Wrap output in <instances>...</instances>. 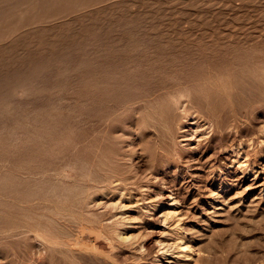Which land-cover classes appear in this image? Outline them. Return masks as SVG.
Returning <instances> with one entry per match:
<instances>
[{"label": "rangeland", "instance_id": "374dc122", "mask_svg": "<svg viewBox=\"0 0 264 264\" xmlns=\"http://www.w3.org/2000/svg\"><path fill=\"white\" fill-rule=\"evenodd\" d=\"M0 20V264H264V0H0Z\"/></svg>", "mask_w": 264, "mask_h": 264}, {"label": "bare ground", "instance_id": "6f19581e", "mask_svg": "<svg viewBox=\"0 0 264 264\" xmlns=\"http://www.w3.org/2000/svg\"><path fill=\"white\" fill-rule=\"evenodd\" d=\"M27 1H28V0H27ZM46 1H47V0H46ZM56 1H57V0H56ZM28 3H29V2H28ZM36 3H37V2H36ZM38 3H39V2H38ZM20 4H21V3H20ZM24 6H25V5H24ZM21 7H23V6H21ZM29 10H30V9H29ZM31 10H32V9H31ZM51 15H52V14H51ZM12 17H13V16H12ZM57 17H58V16H57ZM6 18H7V17H6ZM20 19H21V18H20ZM50 19H51V18H50ZM0 21H1V20H0ZM23 28H24V27H23ZM260 60H261V59H260ZM252 61H253V60H252ZM65 64H66V63H65ZM101 64H102V63H101ZM261 64H262V63H261ZM96 65H97V64H96ZM247 65H248V64H247ZM117 66H118V65H117ZM84 67H85V66H84ZM239 68H240V67H239ZM25 69H26V68H25ZM118 69H119V68H118ZM83 70H84V69H83ZM102 70H104V69H102ZM246 70H247V69H246ZM87 71L89 72L90 70H87ZM105 71H107V70H105ZM113 71H114V70H113ZM113 71H112V72H113ZM238 71H239V70H238ZM99 72H100V71H99ZM83 73H84V72H83ZM106 73H108V72H106ZM95 74H96V73H95ZM104 74H105V73H104ZM104 74H103V75H104ZM111 74H112V73H111ZM113 74H114V73H113ZM81 75H82V74H81ZM83 75H85V74H83ZM103 75H102V76H103ZM116 75H117V74H116ZM96 76H97V75H96ZM102 76H100V77H102ZM104 76H105V75H104ZM108 76H109V75H108ZM108 76H107V78H108ZM1 77H2V76H1ZM111 77H113V76H111ZM111 77H109V79H110ZM217 77H218V76H217ZM71 78H72V77H71ZM85 78H86V77H85ZM81 79H82V78H81ZM100 79H101V78H100ZM71 80H72V79H71ZM104 80H105V79H104ZM104 80H103V82H104ZM213 80H214V79H213ZM81 81H83V80H81ZM100 81H101V80H100ZM107 81H108V80H107ZM84 82H85V81H84ZM105 82H106V81H105ZM105 82H104V83H105ZM110 82H111V81H109L108 83H110ZM187 82H188V81H187ZM89 83H90V82H89ZM112 84H113V83H112ZM248 84H249V83H248ZM106 85H107V84H106ZM108 85H110V84H108ZM177 87H178V86H177ZM180 87H181V86H180ZM90 88H91V87H90ZM90 88H89V89H90ZM141 88H142V87H141ZM99 89H100V88H99ZM165 89H166V88H165ZM167 89H168V88H167ZM172 89H173V88H172ZM172 89H171V90H172ZM225 89H226V88H225ZM110 90H111V89H110ZM143 91H144V90H143ZM146 91H147V90H146ZM162 91H163V90H162ZM166 91H168V90H166ZM201 91H202V89H201ZM141 92H142V91H141ZM147 93H148V92H147ZM168 93H169V92H168ZM201 93H202V92H201ZM157 94H158V93H157ZM132 95H133V94H132ZM139 95H140V94H139ZM151 95H152V94H151ZM151 95H150V97H151ZM155 95H156V92H155ZM196 95H197V94H196ZM201 96H202V95H200V97H201ZM231 96H232V95H231ZM161 97H163V96L161 95ZM190 97H191V96H190ZM181 98H182V96H179L178 99H175V100H174V103H175V107H176V108H179V107H180V104H181ZM194 98H195V97H194ZM207 98H208V96H207ZM237 98H238V97H237ZM130 99H131V98H130ZM134 99H135V98H134ZM147 99H148V98H147ZM141 100H142V99H141ZM191 100H192V99H191ZM193 100H194V99H193ZM89 101H90V100H89ZM137 101H139V100H137ZM28 102H30V101H28ZM191 102H193V101H191ZM197 102H198V100H197ZM197 102H195V104H196ZM19 103H20V102H19ZM37 103H38V102H37ZM37 103H36V105H37ZM132 103H133V102H131V104H132ZM198 103H199V102H198ZM200 103H202V100H200ZM34 104H35V103H34ZM170 104H171V103H170ZM183 104H184V103H183ZM191 104H192V103H191ZM195 104H192V105H195ZM203 104H204V103H203ZM234 104H235V103H234ZM58 106H59V105H58ZM187 106H188V105H187ZM197 106H198V105H196V107H197ZM199 106H200V105H199ZM201 106H203V105H201ZM43 107H44V106H43ZM50 107H51V106H50ZM54 107H55V106H54ZM165 107H166V106H165ZM165 107H164V108H165ZM184 107H185V106H184ZM205 107H206V106L204 105V108H205ZM216 107H217V106H216ZM17 108H18V107H17ZM34 108H35V107H34ZM61 108H62V107H61ZM189 108H190V106H189ZM191 108H192V107H191ZM191 108H190V109H191ZM199 108H200V107H199ZM236 108H237V107H236ZM28 109H30V107H29ZM39 109H40V111H41V108H39ZM42 109H43V108H42ZM136 109H137V108H136ZM136 109H135V110H136ZM181 109H182V108H181ZM196 109H197V108H196ZM16 110H17V109H16ZM56 110H57V108H56ZM192 110H193V109H192ZM37 111H38V110H37ZM184 111H185V110H184ZM190 111H191V110H190ZM242 111H243V110H242ZM31 112H32V111H31ZM67 112H68V111H67ZM134 112H135V111H134ZM169 112L172 113L170 110H169ZM185 112H186V111H185ZM74 113H75V112H74ZM209 113H210V112H209ZM188 114H189V113L186 112V115H185V116H187ZM193 114H194V113H193ZM195 114H196V113H195ZM223 114H225V113H223ZM76 115H77V114H76ZM202 115H203V114H202ZM210 115L212 116V114H210ZM128 116H129V115H128ZM170 116H171V115H170ZM175 116H176V114H175ZM203 116H204V115H203ZM206 117H207V116H206ZM222 117H223V115H222ZM183 118H184V117H183ZM190 118H191V117H190ZM212 118H213V117H212ZM232 118H233V117H232ZM169 119H170V118H169ZM177 119H178V118H177ZM177 119H176V120H177ZM185 120H186V119H185ZM220 120H221V119H220ZM194 121H195V120H194ZM194 121H193V122H194ZM199 121H200V119H199ZM145 122H146V120H145ZM150 122H151V121H150ZM169 122H170V121H169ZM196 122H198V121H196ZM219 122H220V121H219ZM223 122H224V121H223ZM225 122H226V120H225ZM233 122H234V121H233ZM49 123H50V122H49ZM75 123H76V122H75ZM152 124H153V123H152ZM152 124L149 123V125H151V126L153 127L154 124H153V125H152ZM173 124H174V122H173ZM199 124H200V123H199ZM221 124H222V123H221ZM134 125H135V124H134ZM177 125H178V124H177ZM72 126H73V125H72ZM135 126H136V125H135ZM161 126H162V125H161ZM200 126H201V125H200ZM230 126H231V124H230ZM140 127H141V126H140ZM152 127H151V129H152ZM149 128H150V126H149ZM153 128H154V127H153ZM179 128H181V127H179ZM2 129H3V128H2ZM155 129H156V131H157V127H155ZM158 129H159V128H158ZM197 129H198V128H197ZM236 130H237V129H236ZM163 131H164V130H163ZM175 131H176V130H175ZM179 131H180V130H179ZM223 131H224V130H223ZM154 132H155V131H154ZM156 133H158V132H155V134H156ZM159 133H160V131H159ZM159 133H158V134H159ZM162 133H163V132H162ZM164 133H165V132H164ZM164 133H163V136H164ZM182 133H183V132H182ZM146 134H147V133H146ZM165 134H166V133H165ZM186 134H187V133H186ZM199 134H200V133H199ZM222 134H223V133H222ZM65 135H66V134H65ZM125 135H126V134H125ZM127 135H128V134H127ZM159 135H160V134H159ZM159 135H157V136H159ZM16 136H18V135H16ZM72 136H73V134H72ZM148 136H149V135H148ZM160 136H161V135H160ZM160 136H159V138H160ZM193 136H194V135H193ZM193 136H192V137H193ZM14 137H15V136H14ZM154 137H155V136H154ZM147 138H148V137H147ZM200 138H201V137H200ZM163 139H164V138H163ZM178 139H179V137H178ZM10 140H11V139H10ZM10 140H9V141H10ZM14 140H15V139H14ZM160 140H162V139H160ZM230 140H231V139H230ZM148 141H149V140H148ZM170 141H171V140H170ZM189 141H190V140H189ZM13 143H14V142H13ZM162 143H163V142H162ZM215 143H216V142H215ZM166 144H167V143H166ZM168 144H169V143H168ZM163 145H164V144H163ZM160 146H161V145H160ZM171 146H172V145H171ZM167 147H168V146H167ZM168 148H169V147H168ZM170 148H171V147H170ZM170 148H169V151L171 150ZM64 149H65V148H64ZM189 149H190V148H189ZM231 149H232V148H231ZM98 150H99V149H98ZM98 150H97V151H98ZM229 150H230V149H229ZM120 151H121V150H120ZM171 151H172V150H171ZM219 151H220V150H219ZM162 152H163V151H162ZM167 152H168V151H167ZM173 152H174V151H173ZM170 153H171V152H170ZM73 154H74V153H73ZM160 154H161V153H160ZM166 154H168V153H166ZM172 154H174V153H172ZM170 155H171V154H170ZM94 157H95V156H94ZM239 157H240V156H239ZM170 158H171V157H170ZM159 159H160V158H159ZM171 159H172V158H171ZM64 160H65V159H64ZM65 161H66V160H65ZM118 161H119V160H118ZM234 161H235V160H234ZM66 162H67V161H66ZM66 162H65V163H66ZM121 162H122V161H121ZM232 162H233V161H232ZM99 163H100V162H99ZM8 164H9V163H8ZM49 164H50V163H49ZM165 164H166V163H165ZM66 165H67V163H66ZM66 165H65V166H66ZM86 165H87V164H86ZM58 166H59V165H58ZM83 166H84V165H82V167H83ZM82 167H81V168H82ZM63 168H64V167H63ZM129 168H130V167H129ZM3 169H4V168H3ZM5 169H6V168H5ZM5 169H4V170H5ZM65 170H66V169H65ZM88 170H89V169H88ZM0 171H1V170H0ZM79 171H80V170H79ZM79 171H78V172H79ZM90 171H91V170H90ZM90 171H89V172H90ZM110 171H111V170H110ZM106 172H107V171H106ZM106 172H105V173H106ZM113 172H114V171H112L111 174H112ZM109 173H110V172H109ZM109 173H108V174H109ZM125 173H127V172H125ZM79 174H80V173H79ZM89 174H90V173H89ZM108 174H107V175H108ZM114 174H116V173H114ZM59 175H60V174H59ZM90 175H91V174H90ZM124 175H126V174H124ZM27 176H29V175H27ZM61 176H62V175H61ZM80 176H81V175H80ZM96 176H97V175H96ZM110 176H111V175H109V177H110ZM113 176H115V175H113ZM23 177H24V176H23ZM36 177H37V176H36ZM43 177H44V176H43ZM81 177H82V176H81ZM83 177H84V176H83ZM83 177H82V178H83ZM90 177H91V176H90ZM99 177H100V176H99ZM101 177H102V176H101ZM37 178H38V177H37ZM55 178H56V177H55ZM86 178H88V182H89V180L91 179V178H89V177H87V176H86ZM115 178H117V176H116ZM121 178H122V176H121ZM121 178H119L120 181L122 180ZM125 178H126V177H125ZM125 178H123L124 181H125ZM128 178H129V177H128ZM58 179H59V178H58ZM102 179H104V178L102 177ZM106 179H108V176H107ZM110 179H112V176L110 177ZM110 179H108L107 181H110ZM126 179H127V178H126ZM81 180H82V179H81ZM84 180H85V179H84ZM91 180H92V179H91ZM115 180H116V179H115ZM129 180H130V179H129ZM57 181H59V180H57ZM93 181H94V180H93ZM93 181H92V182H93ZM100 181H101V180H100ZM102 181H104V180H102ZM120 181H119V182H120ZM104 182H105V181H104ZM111 182H112V181H111ZM111 182H110V183H111ZM122 182H123V181H121V183H122ZM4 183H5V182H4ZM93 183H94V182H93ZM105 183H108V182H105ZM105 183H103V184H105ZM79 184H80V183H79ZM123 184H124V183H123ZM126 184H127V182H126ZM68 186H69V185H68ZM106 187H107V186H106ZM50 188H51V186H50ZM85 188H86V187H85ZM88 188H89V187H88ZM90 188H91V187H90ZM95 188L97 189V187H95ZM100 188H102V187H100ZM108 188H109V187H108ZM67 189H68V188H67ZM105 189H106V188H105ZM83 190H84V189H83ZM92 190H93V189H92ZM92 190H91V191H92ZM100 190H101V189H100ZM115 190H116V189H115ZM88 191H89V189H88ZM17 192H18V191H17ZM51 192H52V191H51ZM15 193H16V192H15ZM59 193H60V192H59ZM84 193H85V192H84ZM86 193H87V192H86ZM34 194H35V191L33 192V195H34ZM75 194H76V193H75ZM35 195H37V194H35ZM104 195H105V194H104ZM51 196H52V195H51ZM55 196H56V194H55ZM76 196H77V195H76ZM76 196H75V197H76ZM105 196H106V195H105ZM5 197H6V196H5ZM63 197H64V196H63ZM171 197H172V196H171ZM2 198L4 199V197H2ZM9 198H10V197H9ZM55 198H56V197H55ZM64 199H66V197H65ZM9 200H10V199H9ZM38 200H39V198H38ZM12 201H13V200H12ZM40 201H41V199H40ZM60 201H61V200H60ZM4 202H5V201H4ZM36 202H37V201H36ZM77 202H78V201H77ZM175 202H176V201H175ZM16 203H17V202H16ZM33 203H35V202H33ZM33 203H32V204H33ZM43 203H44V202H43ZM43 203H42V204H43ZM173 203H174V202H173ZM30 204H31V203H30ZM175 204H176V203H175ZM177 204H178V202H177ZM24 205H25V204H24ZM27 205H28V204H27ZM58 205H59V204H58ZM65 205L67 206L68 203H66ZM65 205H64V206H65ZM78 205H79V204H78ZM89 205H90V204H89ZM8 206H9V205H8ZM42 206H43V205H42ZM53 206H54V205H53ZM68 207H69V206H68ZM72 207H73V206H72ZM88 207H89V206H88ZM38 208H40V207H38ZM215 208H216L215 211H218V210H221L222 207H221V208H220V207H215ZM7 209H8V208H7ZM40 209H41V208H40ZM40 209H39V210H40ZM223 209H224V208H223ZM70 210L72 211L71 208H70ZM55 211H56V210H55ZM19 212H21V211H19ZM19 212H18V213H19ZM43 212H44V210H43ZM167 212H168V211H167ZM15 213H16V212H15ZM38 213H39V212H38ZM58 213H59V212H58ZM60 213H61V212H60ZM62 213H63V212H62ZM65 213H67V211H66ZM83 213H84V212H83ZM34 214H35V213H34ZM42 214H43V213H42ZM42 214H40V215H42ZM51 214H52V213H51ZM69 214H70V213H69ZM171 214H172V213H171ZM223 214H224V213H223ZM38 215H39V214H38ZM63 215H65V214H63ZM209 215H210V214H209ZM260 215H261V214H260ZM11 216H13V214H12ZM51 216H52V215H51ZM59 216H60V215H59ZM65 216H66V215H65ZM171 216H172V215H171ZM171 216H170V217H171ZM211 216H212V215H211ZM17 217H19V216L17 215ZM218 217H219V216H218ZM25 218H26V217H25ZM42 218H43V215H42ZM54 218H55V217H54ZM61 218H63V217H61ZM72 218H73V217H72ZM3 219H4V218H3ZM14 219H15V217H14ZM65 219H66V218H65ZM4 220H5V219H4ZM7 220H9V219H7ZM35 220H36V219H35ZM63 220H64V219H63ZM204 220H205V219H204ZM210 220H211V219H210ZM10 221H11V220H10ZM211 221H212V220H211ZM6 222H7V221H6ZM21 222H22V221H21ZM45 222H47V221H45ZM109 222H110V221H109ZM205 222H206V221H205ZM205 222H204V223H205ZM12 223H14V222H12ZM25 223H26V222H25ZM66 223H67V222H66ZM16 224H17V223H16ZM20 224H21V223H20ZM20 224H19V225H20ZM27 224H28V221H27ZM49 224H50V222H49ZM114 224H115V223H114ZM6 225H7V224H6ZM24 225H25V224H24ZM1 226L6 227V226H4V225H1ZM1 226H0V227H1ZM10 226H11V225H10ZM26 226L28 227V225H26ZM29 226H30V225H29ZM8 227H9V225H8ZM19 227H21V226H19ZM31 227H32V226H31ZM37 227H39V226H37ZM37 227H36V228H37ZM32 228H33V227H32ZM207 228H208V227H207ZM11 229H13V231H14V228H11ZM16 229H17V228H16ZM9 230H10V229H9ZM17 230H18V229H17ZM17 230H16V231H17ZM10 231H11V230H10ZM16 231H15V232H16ZM18 231H19V230H18ZM20 231H21V230H20ZM28 231H29V230H28ZM33 231H34V230H33ZM39 231H40V230H39ZM2 232H3V231H2ZM31 232H32V231H31ZM49 232H50V231H49ZM22 233H25V231L22 232ZM29 233H30V232H29ZM32 233H33V232H32ZM32 233H31V234H32ZM39 233H41V231H40ZM47 233H48V232H47ZM3 234H5V232H4ZM3 234L0 233V236L2 235V237H3ZM11 234H12V233H11ZM11 234L9 233V236H10ZM15 234H16V233H15ZM26 234H27V233H26ZM36 234H37V237H38L39 235H38L37 232H36ZM36 234L33 233V235H36ZM7 235H8V233H7ZM42 235H43V234H42ZM53 236H54V233H53ZM40 238H41V237H40ZM103 238H104V237H103ZM11 239H12V238H11ZM40 240H41V239H40ZM104 240H105V239H104ZM106 240H107V239H106ZM43 241H44V240H43ZM65 241H67V240H65ZM179 241H180V240H179ZM181 241H182V240H181ZM67 242H68V241H67ZM67 242H66V243H67ZM79 242H80V241H79ZM164 242H165V241H164ZM44 243H49V242L46 241V242H44ZM69 243H70L71 245H73V246H74V244H75V243L72 244V242H68L67 244H69ZM167 243H168V242H167ZM54 244H55V242H54ZM70 244H69V245H70ZM81 244H83V243H81ZM81 244L78 243V246L81 245ZM61 245H62V244H61ZM102 245H103V244H102ZM165 245H166V244H165ZM168 245L170 246L169 243H168ZM174 245H175V244H174ZM45 246H46V245H45ZM50 246H54V245H50ZM78 246H77V247H78ZM81 246H83V245H81ZM81 246H80V247H81ZM169 246H168V249L170 248ZM187 246H188V245H187ZM85 247H86V246H85ZM164 247H165V246H164ZM166 247H167V246H166ZM173 247H174V246H173ZM180 248H181V247H180ZM182 248H183V247H182ZM184 248H185V247H184ZM166 249H167V248H165V250H166ZM172 249H173V248H171L170 250L172 251ZM185 249H186V248H185ZM45 250H46V249H45ZM165 250H164V251H165ZM170 250H168V251H170ZM166 251H167V250H166ZM166 251H165V252H166ZM168 251H167V252H168ZM183 251H184V250H183ZM183 251H182V252H183ZM30 254H31V252H30ZM182 254H183V253H182ZM184 254H185V253H184ZM179 256L181 257V255H179ZM184 256L187 257V258H185L186 260L189 259V258H188L189 255H184ZM31 257H32V256H31ZM193 259H194V258H193ZM23 260H24V259H23ZM25 260H26V259H25ZM2 261H3V260H2ZM27 262H28V261H27ZM194 264H195V263H194Z\"/></svg>", "mask_w": 264, "mask_h": 264}]
</instances>
